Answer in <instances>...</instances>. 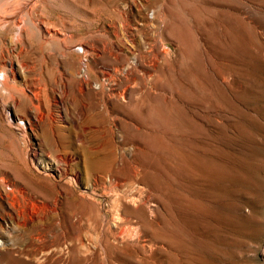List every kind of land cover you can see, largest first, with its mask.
Listing matches in <instances>:
<instances>
[{
    "label": "rangeland",
    "instance_id": "374dc122",
    "mask_svg": "<svg viewBox=\"0 0 264 264\" xmlns=\"http://www.w3.org/2000/svg\"><path fill=\"white\" fill-rule=\"evenodd\" d=\"M133 1L143 18L126 14L120 16L108 6L104 8V16L108 23H121L118 22L119 29H122L118 32L120 43L139 60L150 59L151 62L161 63L157 51L163 45L159 51L167 54V69L164 73H150L146 76L149 79H144L148 84L155 81L154 85H158L159 89L168 91L167 97L158 90L156 94H151L152 97L139 95L137 107L111 106L102 118L103 126H106L102 130L108 128V120L112 121L109 126V131L113 127L111 133L107 129L105 137L109 142L116 136L114 144L119 146L123 156H113L118 162L106 165L112 168L108 170L112 178L90 180L87 196L91 198L80 199L78 203L65 199L61 204H55L51 201L54 194H43L44 204L41 207L45 210L40 208L45 212L43 224L33 230L36 222L22 221L21 229L29 232L26 236L16 232L15 220L0 223V241L6 243V251L0 252V256L3 254L0 264H32L28 257L35 245L40 248V258L49 257L56 251L58 254L52 253L58 259L56 264H65L64 258L67 263V259L72 260L74 256L78 262L69 259V264L70 261L71 264H85L88 260V264H264V0ZM4 2L0 0V12L9 11L12 7L10 0ZM61 9L51 10L53 18L64 15L66 10ZM74 12L71 16L80 15ZM158 12L163 15L160 17ZM89 18L94 20L92 11ZM82 30L86 31L85 28ZM0 32L5 33L4 30ZM106 40L109 42L110 39ZM130 56L127 55L128 58ZM40 59L34 60L39 69L44 63ZM107 63L112 65L111 60L107 59ZM47 68L48 73L54 75L51 73L53 69ZM40 73L36 77H40L38 82L43 88L47 69L44 68V78L42 71ZM71 95V101L60 105L59 114L62 125L68 127L66 120L75 118L74 125L77 127L83 122L87 109L78 94ZM126 119L131 121L129 126ZM95 121L90 122L83 137L91 150L100 142L93 134L97 128ZM134 130L139 132L138 136ZM61 133L64 132L58 130L59 139ZM111 145L109 143V147ZM33 147L37 148L34 149L43 160L55 158L54 151L45 143L42 148L37 144ZM60 152L75 154L77 147L65 144L60 147ZM78 154L82 155L81 152ZM1 155L5 154L0 152V160ZM6 160L8 162L5 155L2 161ZM121 160H124V165ZM82 168L80 164L75 170L81 174L80 193L84 194L88 181ZM119 172L116 177L115 173ZM13 192L19 196V192ZM119 197L122 198V205H118ZM135 197L139 203H148L147 206L139 204ZM133 199L138 203L136 206L123 205ZM138 206L142 208L138 210ZM128 208H134L132 211L135 214L129 211L130 216L120 218ZM48 210L53 211L51 218ZM117 210H121L122 214ZM115 215L122 221H118ZM69 220L71 225H77L72 226L74 230ZM114 220L121 222H116L118 227L114 226ZM2 228L6 232L3 233ZM39 242L48 249H42ZM72 242L76 244L73 246ZM88 243L94 244L96 254L92 249L89 253ZM78 244L84 249L86 246L88 252L80 249ZM61 248L63 251L59 253ZM60 255L62 259L58 257ZM83 257L86 258L85 263Z\"/></svg>",
    "mask_w": 264,
    "mask_h": 264
},
{
    "label": "bare ground",
    "instance_id": "6f19581e",
    "mask_svg": "<svg viewBox=\"0 0 264 264\" xmlns=\"http://www.w3.org/2000/svg\"><path fill=\"white\" fill-rule=\"evenodd\" d=\"M4 1L5 0H3V2ZM10 2H12L11 9L9 11L0 12V31L3 30L5 31L4 34H1L3 32H0V45H1L0 46V152L1 154L4 153L8 159V162L7 160L2 161L5 155L3 157L1 155L2 159L0 160V223L3 224L9 222L12 219L15 220L17 222L16 223L17 226L14 227H16L17 230L16 232H18V234L21 235L25 233V231L22 230L23 229V226H21L22 221L26 222L27 220H29L32 224L36 222V224L33 225V230H35L34 227L37 228L42 222V219L45 216V212L40 210V208H42L41 207L42 203L44 204L43 194H47V195L51 193L54 194L53 200L51 201L55 204L58 203L61 204L60 202L62 200L64 201L65 199H70L71 201L73 200L74 202L76 201L78 203L79 202L78 200L80 199L86 200L91 198V197L88 198L87 196L89 195L88 190L90 189V185H91V184L89 185L90 180H92L93 178H100V180L101 178L104 177L112 178L111 173L108 171L112 168L109 169L108 167L110 166L109 164L112 165L114 162L117 161L116 160L117 158L115 159L112 157L115 155H116L115 157H119V158L123 156L122 153H120L119 146L116 147V145L114 144L113 138H115L116 136L115 137L113 136L112 139L110 138L111 142L110 141L107 142L105 137L104 132L107 129H108L107 131L110 132L113 128L112 127L111 130L109 131L110 128L109 126L112 124L111 123L112 121L110 122V120H108L110 123L109 124L107 120H105L106 123L109 124V126L108 128H106V130L103 131L102 130L103 127L105 128L106 126L105 125L103 126L102 118L103 116H105V114H108L106 113L108 109L115 104L119 106L121 105L120 108H122V106L129 107L134 105L135 107H137L138 106L137 101L139 103L138 96L139 95L141 96V94H143V96L148 94L150 95V97H152L151 94H156L155 92L160 90L162 91L161 93L165 94V96L167 97L166 94L169 93L168 91L159 89L157 87L158 85L157 86L154 85L155 81H153V84H150L151 82H149V84L146 83L144 78L148 76L150 73H156V74L158 72L164 73L168 66V65L166 66L165 64L168 58L166 59L167 57L166 52H163L162 50L159 51L161 49V46H163L161 45L159 50L157 51V54L159 56L157 58L158 59L160 58V60L162 61L161 63L151 62L150 59L146 56H144V58H148L149 60H139L137 58L138 56L136 57V55L130 54L129 50L123 46L124 44L122 45V43H120L121 39L119 38L118 32L120 30L119 24L121 23L119 21H118L119 24L116 21L115 22L113 21V23H108V21H106V18L104 16L105 6H108V8L113 9L120 16H122V14H126V16L127 15L132 17L134 16V18L135 15H137L136 18L140 16L141 18H143L141 14L142 12H140L139 7L133 0H10ZM4 6H5V2H4ZM58 7H60V9L63 8L66 11L64 15L57 17V19L54 17L55 18L54 19L53 18L54 15L51 13V10L56 9ZM89 10L92 11V16L94 20H91L89 18L91 13V11L89 13ZM74 11L79 12L80 15L78 17L71 16V14L75 13ZM160 13L158 12L159 15ZM74 15L76 16V14ZM162 15H160V17ZM145 19H147V16ZM110 20L112 22V19ZM157 21H158V17H157ZM83 28L86 29L85 32H82ZM161 36L162 35L160 34V38L162 39ZM106 38L110 39L109 42H107ZM127 55H131L130 58H128ZM39 58H41L44 62L43 63L44 65L42 64V66H40L41 67L40 69L38 67L39 65L38 66L36 65L37 62L35 64L34 61ZM107 59L112 61L111 66L108 65ZM47 66L53 69V71L51 70V73H54V75L53 74L50 75L49 74L50 72L48 73ZM44 68L47 69V73H46L47 80L45 81L46 84H44L43 88H41L42 86L40 87L39 84L40 81L38 82V79L40 77L39 78L37 77L38 75L41 74L40 73L41 71L43 77ZM157 76L159 77V75H156V77ZM146 78L147 80L149 79L148 77ZM41 81L42 83H44L43 80ZM180 81L182 82V80ZM187 81L188 80H186V82ZM181 87L182 86H180V88ZM184 88H186L185 84H184ZM71 94H78L79 100L84 102L83 107L87 109V113L85 114V116L83 115L84 116L83 122L82 123L80 122L81 124L77 127L74 125V123L76 122L75 118L74 119L69 118L66 120V123H69L68 127L62 125L61 123H63V120L61 119L59 114L61 110L60 108H62L60 107V105H63L68 101H71V96H72ZM74 97L76 98V96H73V98ZM147 99L149 98L147 97ZM148 104L151 105L152 103H148ZM113 109L116 110L117 108H113ZM123 110L124 109H122V111ZM67 112L68 111H66V114ZM112 114L114 115V113ZM95 120L97 121V128L93 131V134L95 135V137H98V139H100L99 140L100 142H97V144L98 143L99 144L96 145L95 147H92V149L94 150H91L88 147V145L83 141L84 140L83 137L85 138L84 135L87 134L86 132V130L88 129L87 126L90 124L91 121H95ZM126 121L128 122L127 119ZM95 122L93 124H95ZM129 122H128V126H129ZM115 125H117V123ZM135 125L136 124L132 125V128ZM138 127L139 126H137V129L140 128ZM58 130L64 132L61 133L62 135L60 136V139L57 137ZM135 132H136V136H138L137 135L138 131ZM133 136L135 137V134ZM44 143L45 145L50 147L55 153V158L50 159L49 161H45L42 158H40V156L37 153L38 151H36L37 148L33 147L35 144L41 147L44 145ZM109 143L110 145L112 144L110 147H109ZM65 144H67L68 146L69 145L76 146L77 153L61 154L60 147H62V145ZM131 149L133 148L131 147ZM140 150L141 149H139L138 151ZM79 152H81L82 155L78 154ZM123 162L122 164L124 165ZM80 164L83 167L82 170L85 179L88 181L87 188L84 190V194L80 193V186L82 184L81 174L78 170H75L80 166ZM93 165L96 167L95 170ZM106 165L109 166L106 167ZM103 166H105V168ZM139 169L140 168H138V170ZM132 173H134V171H132ZM119 174L120 172L118 174L115 173L116 177ZM108 184L110 185V182ZM112 185H110V187ZM116 186L117 185H115V187ZM12 189H14L15 192H19L18 197L17 194L15 196L13 192L14 190L12 191ZM140 197L138 196V198ZM135 198L137 201V197ZM128 199H132V198H128ZM120 201H122V198L119 199L118 205H122L121 204L122 202L120 203ZM130 201L131 202H129V200L126 201L125 203H123V205L126 207L132 205L134 207L139 203L138 201H137L138 203L134 201V199ZM145 201H147V199ZM142 203L139 204L142 205ZM145 203L143 204L145 205ZM47 204L46 206L49 207L50 205ZM147 204L144 207H146ZM149 205L151 206V204ZM149 205L148 207L151 208ZM153 206L154 205H152V207ZM57 207L62 209V207L60 206ZM138 207H137L138 210L142 208V206H140L139 208ZM118 208H120V206ZM129 208L126 214L124 212L123 217L120 216L119 217L123 219L124 215L128 216L129 211L131 212L134 209L133 208L132 210H129ZM52 210L51 212L53 213ZM134 210H136V207ZM138 210H136V212H138ZM48 211L50 212V210ZM117 211L119 212V210ZM51 212L49 216L50 218L52 216ZM133 212L134 211H132L131 213ZM119 213H121V210ZM133 214H135V212ZM116 215L115 217L118 220V217ZM55 216L57 215H53V217ZM70 217L69 219H71ZM118 221H122V220L119 219ZM118 221H116L117 224L118 223L120 224L121 222ZM55 222L57 223L56 220L53 223ZM116 222L114 223V226H116ZM70 225H71V221H70ZM72 226L76 227L77 225L76 224L71 225V228ZM72 229L74 230V227ZM4 230L2 228L3 233L6 232ZM26 233L28 234L29 232ZM26 233L24 234L25 236ZM29 236L30 235H28V237ZM37 238L39 239V237ZM38 239L37 241H39ZM64 239L66 240V237ZM82 240L83 239H81V241ZM56 241H58V239H56ZM40 243L41 242H39V245L41 246L42 244ZM65 244L67 243L65 242ZM65 244L63 243V245ZM86 245L87 248L89 249V253L91 249L93 250L92 252L94 253L96 252L95 251L96 248L94 244L92 245V243H88ZM42 246H41L42 249L44 248L48 249L47 246H46L47 248ZM53 246L54 243L52 244V247ZM5 247H6V243L0 241V252L4 253L6 251ZM84 247L86 249V246ZM38 248L39 246L35 245L31 250V252L29 253V257L27 256L30 259V261H32V264L57 263L58 261V259H56L57 257L55 258V256L52 255V253H55L56 251L51 253L52 256L49 255V257L40 258L41 256L40 255L38 256L39 253ZM55 248L57 247L55 246ZM81 248L82 247H80V249ZM88 249H86V251ZM61 251H63V249L60 250L59 253H62ZM73 251L74 249L72 250V252ZM64 252L65 254L68 253L66 251ZM2 253L1 256L3 257ZM48 254H50V251ZM56 254L58 253L56 252ZM65 254H63V256ZM74 254L77 255V253L75 252ZM81 254L84 255V253ZM87 254H85V257ZM61 255L58 257L61 258ZM71 255H73V253ZM85 257H83V260ZM75 258L76 257L74 256L72 260H74V262H78L76 261L77 258L76 259ZM86 258L91 259L88 257V255ZM69 259H67L68 262ZM99 259L102 258L99 257ZM65 260L66 259L64 258V263L69 264L68 262L66 263ZM80 260H82V258ZM74 262L72 264H76ZM87 262L85 263L84 260L85 264H88Z\"/></svg>",
    "mask_w": 264,
    "mask_h": 264
}]
</instances>
